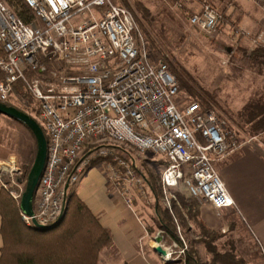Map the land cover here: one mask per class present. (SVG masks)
I'll return each instance as SVG.
<instances>
[{
    "label": "built area",
    "instance_id": "obj_1",
    "mask_svg": "<svg viewBox=\"0 0 264 264\" xmlns=\"http://www.w3.org/2000/svg\"><path fill=\"white\" fill-rule=\"evenodd\" d=\"M251 1L262 10L264 33V0ZM12 2L0 0V102L20 108L19 96L48 142L34 216L22 213L26 225L49 227L61 220L71 187L95 158L82 156L91 148L117 165L104 170L121 191L123 179L148 185L116 153L129 146L165 159L163 190L182 184L200 205L218 211L236 207L215 164L254 138H230L216 111L196 101L182 103L176 78L166 64L152 60L132 10L113 0ZM17 2L29 10L28 21ZM221 19L219 10L205 3L190 24L211 34ZM161 246L170 260L185 253L184 248L174 258L176 244Z\"/></svg>",
    "mask_w": 264,
    "mask_h": 264
},
{
    "label": "rangeland",
    "instance_id": "obj_2",
    "mask_svg": "<svg viewBox=\"0 0 264 264\" xmlns=\"http://www.w3.org/2000/svg\"><path fill=\"white\" fill-rule=\"evenodd\" d=\"M113 1L132 10L139 30L149 44L154 62L167 64L169 69V64L183 68L186 79L194 80L195 85L215 95L216 110L233 131L230 138L232 136L241 142H247L258 137H251L246 132L247 126L242 130L230 120L232 118L236 123L239 121L237 113L242 110V103L255 94L256 88L262 84L257 67L251 70L252 62L248 59L253 50L264 48L262 15L258 4L251 0H126V3L121 0ZM205 3L219 10L222 16L219 28L211 34L203 33L190 24L191 16L200 11ZM180 95L183 104L198 102L186 92ZM18 97V109L28 112L26 107L21 106L23 103ZM27 100L30 101L31 97ZM228 131L230 132L229 129ZM36 147L37 144L26 126L0 115V184L2 189L20 204L30 173L27 175L24 171L27 167L32 169L37 156ZM117 149L119 150L116 153L120 158L133 164L138 175L144 176L145 179L154 175L160 178L161 183L162 171L165 168L162 156L141 153L129 146ZM92 153L95 158L87 169L92 165L108 167L107 169L117 167L111 159L98 157L97 149H87L82 156ZM220 166V163L215 164L222 179ZM120 185L125 186L127 196L137 205L138 215L145 222L154 246H158L155 240L157 238H162V245L166 248L176 244L177 247H173L174 258L185 248V253L176 259L174 264H184L186 254L197 259L200 264H227L230 260L237 261L238 264H264V248H261L260 240L251 230L249 234L242 231H225V234L217 231L218 239L212 241L202 236L198 227L189 222L188 231L177 229L182 243L171 241L158 227V218L154 211L156 199L148 185L135 186L132 180L125 179ZM177 194L190 196L180 184L176 188L163 191V197L158 200L160 206L171 209L176 201L181 207ZM21 219L24 222L22 215ZM206 243H209L210 247H207Z\"/></svg>",
    "mask_w": 264,
    "mask_h": 264
},
{
    "label": "trees",
    "instance_id": "obj_3",
    "mask_svg": "<svg viewBox=\"0 0 264 264\" xmlns=\"http://www.w3.org/2000/svg\"><path fill=\"white\" fill-rule=\"evenodd\" d=\"M7 1L11 5L13 4V0ZM121 1L126 3V0ZM14 5L17 10L21 8L18 12L19 15L28 21L29 10L20 2ZM124 7L130 9L126 5ZM2 56L3 53L0 49V57ZM248 58L253 63L264 58V48L253 50ZM169 65L170 69L169 67L168 69L175 75L178 82L180 94L186 92L190 97L196 99L205 110H214L222 118L221 113L219 114L216 110L215 95L209 94L195 85L194 80L186 79L182 72L183 68ZM230 120L242 130L247 126L246 132L251 137L264 134V91L253 94L249 98L242 110L237 113V120H239L237 123L232 118ZM27 129L31 132L29 128ZM31 134L37 144L36 137L32 132ZM30 170L29 167L25 168V174L28 175ZM146 181L156 199L154 211L158 218V227L171 241L182 243L177 229L179 227L188 231L190 229L189 222L198 227L202 236L212 241L218 239L217 232L202 222L200 204L193 197L177 194L175 196L179 199L181 207L176 201H172L171 209H164L158 201L163 197L164 191L160 178L151 175ZM0 215V235L3 239L0 264H99L101 253L113 245L111 231L105 228L99 218L72 192L68 195L64 218L45 229L26 225L21 219L20 203L3 189L0 191ZM206 246L210 247V244L206 243ZM230 261L227 264H238L237 261ZM184 264L200 263L197 259L186 254Z\"/></svg>",
    "mask_w": 264,
    "mask_h": 264
},
{
    "label": "crops",
    "instance_id": "obj_4",
    "mask_svg": "<svg viewBox=\"0 0 264 264\" xmlns=\"http://www.w3.org/2000/svg\"><path fill=\"white\" fill-rule=\"evenodd\" d=\"M260 11L262 23L263 13ZM250 62L251 70L257 67L262 82L256 88L259 94L264 91V58L255 62V65L253 61ZM248 100L242 103V108ZM232 132L230 129V135ZM162 161L166 164L165 159ZM220 165L222 179L236 207L218 211L210 205H200L202 222L211 230L224 234L225 231L248 234L250 230L254 231L260 240L259 245L264 248V134L254 138L251 143H245L238 153ZM70 192L75 193L113 235V245L101 253L99 264L163 263L154 251L156 246L145 222L138 215L137 205L127 196L126 189L121 191L103 166L92 165L88 168ZM2 247L0 235V257Z\"/></svg>",
    "mask_w": 264,
    "mask_h": 264
},
{
    "label": "water",
    "instance_id": "obj_5",
    "mask_svg": "<svg viewBox=\"0 0 264 264\" xmlns=\"http://www.w3.org/2000/svg\"><path fill=\"white\" fill-rule=\"evenodd\" d=\"M0 115H3L5 117H8L9 119L24 124L27 128L31 130L37 140V156L34 165L29 173L26 190L22 195L20 204L22 213L28 217H33L34 198L39 187L40 180L43 176L48 157L47 136L35 119H33L28 114L19 110L16 107L8 106L0 102ZM63 217L64 216H62L61 220L63 219ZM34 223L37 228H46L37 224V222ZM156 242L158 246L155 247L154 251L159 255L161 260L165 264H174L175 260L168 259L166 251L161 246L162 238H157Z\"/></svg>",
    "mask_w": 264,
    "mask_h": 264
},
{
    "label": "flooded vegetation",
    "instance_id": "obj_6",
    "mask_svg": "<svg viewBox=\"0 0 264 264\" xmlns=\"http://www.w3.org/2000/svg\"><path fill=\"white\" fill-rule=\"evenodd\" d=\"M9 106V105H8Z\"/></svg>",
    "mask_w": 264,
    "mask_h": 264
}]
</instances>
